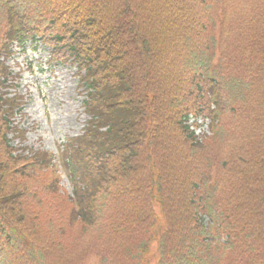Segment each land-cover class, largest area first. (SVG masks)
Instances as JSON below:
<instances>
[{
	"label": "trees",
	"instance_id": "trees-1",
	"mask_svg": "<svg viewBox=\"0 0 264 264\" xmlns=\"http://www.w3.org/2000/svg\"><path fill=\"white\" fill-rule=\"evenodd\" d=\"M38 35L92 120L57 163L15 157L0 97V264H264V0H0V55Z\"/></svg>",
	"mask_w": 264,
	"mask_h": 264
},
{
	"label": "rangeland",
	"instance_id": "rangeland-1",
	"mask_svg": "<svg viewBox=\"0 0 264 264\" xmlns=\"http://www.w3.org/2000/svg\"><path fill=\"white\" fill-rule=\"evenodd\" d=\"M8 65L20 74L16 90L25 99L24 110L17 113L14 123L27 130V142L21 145L11 136L16 147L56 153L60 143L82 133L86 98L73 65L50 66L49 49L40 45L35 51H19Z\"/></svg>",
	"mask_w": 264,
	"mask_h": 264
}]
</instances>
